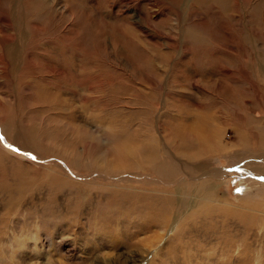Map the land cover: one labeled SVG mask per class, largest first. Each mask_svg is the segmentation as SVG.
<instances>
[{
	"label": "rangeland",
	"instance_id": "obj_1",
	"mask_svg": "<svg viewBox=\"0 0 264 264\" xmlns=\"http://www.w3.org/2000/svg\"><path fill=\"white\" fill-rule=\"evenodd\" d=\"M262 122L264 0H0V264H264ZM191 125L220 200L174 219L141 166Z\"/></svg>",
	"mask_w": 264,
	"mask_h": 264
},
{
	"label": "bare ground",
	"instance_id": "obj_2",
	"mask_svg": "<svg viewBox=\"0 0 264 264\" xmlns=\"http://www.w3.org/2000/svg\"><path fill=\"white\" fill-rule=\"evenodd\" d=\"M261 125L264 126V123L262 122ZM194 129L195 128L192 129V125H191V127L183 128V130L181 129L182 131L179 137L178 135H176L177 132L175 134V136L178 137L177 138L178 141H184L183 144H187L191 149L194 150V152L188 154L187 157L179 158L177 156H173V158L171 159L169 158L162 160L160 157H156V154L153 152V150L152 151L146 150L148 157H150L149 162L145 161L144 165L141 166V169L147 167L148 170H151L155 173H160L163 178V179L160 178L161 183L168 182L172 186L169 190L170 192L174 191L177 197L173 199V197L168 196V201L171 203L169 216H172L174 219H176V217L182 212L180 211V209L184 207L186 208L193 200L194 201L198 200L197 203L213 202L220 200L219 197L220 194L216 189L217 185L214 183L222 176L221 168L213 167L212 164H210L211 161L210 158L201 160L199 163L195 162V164H192L193 163L192 159L194 158V156H198L203 153H206L212 148V146H216V142L218 140V133L212 128L202 125L201 128H199L194 132L193 134L194 136H193L192 133ZM186 133H189L191 139H193L194 142L188 143V140L190 139H188ZM262 145L264 146V144ZM201 148L204 149L203 153H201ZM223 149L227 150V148H223ZM239 154H241V156H238ZM244 155L248 157L249 152L246 150H243L242 152H238L237 159L238 160L242 159L240 157H243ZM182 160L185 161V163L188 164V166L185 165L184 163L181 164ZM258 160H260V162L264 161V156L263 157L259 156ZM171 161H175L176 164L180 163L177 172H174L173 170L170 169ZM255 162L256 161L254 159H248L245 161V163L251 164L252 168L254 167ZM252 168H247L243 170L237 167L236 170H238V172L243 176L244 180H247L248 177L250 176L249 175L250 173L248 172L253 171ZM262 174H264V172ZM129 180L131 179L129 178ZM185 183H190L189 188L183 187ZM157 190H161V189H157ZM173 201L177 203L175 204L176 207L173 206ZM119 205L120 204L117 205L118 206L117 209L120 208ZM137 207L140 208L141 205L137 204ZM118 211L121 210L119 209ZM174 219H171V221L174 222Z\"/></svg>",
	"mask_w": 264,
	"mask_h": 264
},
{
	"label": "snow or ice",
	"instance_id": "obj_3",
	"mask_svg": "<svg viewBox=\"0 0 264 264\" xmlns=\"http://www.w3.org/2000/svg\"><path fill=\"white\" fill-rule=\"evenodd\" d=\"M14 150H16V149H14ZM29 155H30V154H29ZM32 158L34 159L35 157H32ZM262 179H264V178H262ZM236 191H237V192H242V189H239V188H238V189H236Z\"/></svg>",
	"mask_w": 264,
	"mask_h": 264
}]
</instances>
